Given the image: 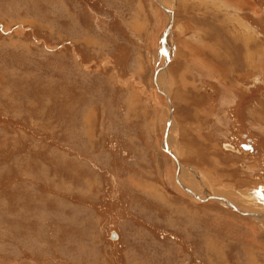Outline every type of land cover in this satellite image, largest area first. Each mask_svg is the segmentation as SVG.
<instances>
[{"label": "rangeland", "instance_id": "374dc122", "mask_svg": "<svg viewBox=\"0 0 264 264\" xmlns=\"http://www.w3.org/2000/svg\"><path fill=\"white\" fill-rule=\"evenodd\" d=\"M263 219L264 0H0V264H264Z\"/></svg>", "mask_w": 264, "mask_h": 264}, {"label": "bare ground", "instance_id": "6f19581e", "mask_svg": "<svg viewBox=\"0 0 264 264\" xmlns=\"http://www.w3.org/2000/svg\"><path fill=\"white\" fill-rule=\"evenodd\" d=\"M171 20V21H170ZM170 22V23H169ZM172 19H171V17H169L168 18V23L167 24H169V25H167L168 27H167V29L165 28V35H164V40L166 39V37L168 36V35H170L171 33H170V31H171V29H172ZM168 37H170V36H168ZM167 50V49H166ZM163 53V52H162ZM164 53H166V51H164ZM167 54V53H166ZM165 54H163V56H164ZM167 57V56H166ZM250 59H252L253 60V58H250ZM254 63V62H253ZM248 64H251L250 62L248 63ZM172 104H170V108L172 109ZM172 117H173V114H171L170 115V121L169 122H171V120H172ZM167 132L165 133V140H166V138H167ZM169 138V137H168ZM169 140H171V138L169 139ZM175 156V155H174ZM176 157V156H175ZM177 158V157H176ZM181 169V168H180ZM184 176V174H182L181 173V179L184 181V179L182 178ZM185 177V176H184ZM182 185V184H181ZM184 187V186H183ZM188 192H190L189 190H188ZM194 196L195 197H197L198 199H200L201 200V197L199 196V195H196V194H194ZM214 199V198H213ZM208 201V200H207ZM229 206H233L230 202H229ZM233 208V207H232ZM234 210H236V211H238V212H241L239 209H237L236 207L235 208H233ZM248 215H250V214H248ZM250 216H252V215H250ZM264 220V219H263Z\"/></svg>", "mask_w": 264, "mask_h": 264}, {"label": "water", "instance_id": "95a60500", "mask_svg": "<svg viewBox=\"0 0 264 264\" xmlns=\"http://www.w3.org/2000/svg\"><path fill=\"white\" fill-rule=\"evenodd\" d=\"M245 149H250V147H248V148L245 147Z\"/></svg>", "mask_w": 264, "mask_h": 264}, {"label": "crops", "instance_id": "0c3cea01", "mask_svg": "<svg viewBox=\"0 0 264 264\" xmlns=\"http://www.w3.org/2000/svg\"><path fill=\"white\" fill-rule=\"evenodd\" d=\"M188 138L190 139L191 137L188 136Z\"/></svg>", "mask_w": 264, "mask_h": 264}]
</instances>
